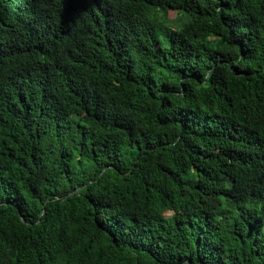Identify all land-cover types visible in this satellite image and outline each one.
<instances>
[{
	"label": "trees",
	"instance_id": "16d2710c",
	"mask_svg": "<svg viewBox=\"0 0 264 264\" xmlns=\"http://www.w3.org/2000/svg\"><path fill=\"white\" fill-rule=\"evenodd\" d=\"M0 264H264V0H0Z\"/></svg>",
	"mask_w": 264,
	"mask_h": 264
},
{
	"label": "rangeland",
	"instance_id": "374dc122",
	"mask_svg": "<svg viewBox=\"0 0 264 264\" xmlns=\"http://www.w3.org/2000/svg\"><path fill=\"white\" fill-rule=\"evenodd\" d=\"M174 16H175V13H170L169 14V17L170 18H174ZM184 19H183V17L181 18V21H183ZM168 216H170V214L168 213Z\"/></svg>",
	"mask_w": 264,
	"mask_h": 264
},
{
	"label": "water",
	"instance_id": "95a60500",
	"mask_svg": "<svg viewBox=\"0 0 264 264\" xmlns=\"http://www.w3.org/2000/svg\"><path fill=\"white\" fill-rule=\"evenodd\" d=\"M23 220V219H22Z\"/></svg>",
	"mask_w": 264,
	"mask_h": 264
}]
</instances>
